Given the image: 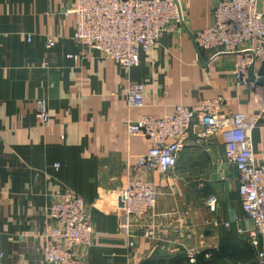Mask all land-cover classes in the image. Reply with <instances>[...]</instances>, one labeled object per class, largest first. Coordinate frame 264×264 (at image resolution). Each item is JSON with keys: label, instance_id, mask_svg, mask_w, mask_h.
Returning a JSON list of instances; mask_svg holds the SVG:
<instances>
[{"label": "crops", "instance_id": "crops-1", "mask_svg": "<svg viewBox=\"0 0 264 264\" xmlns=\"http://www.w3.org/2000/svg\"><path fill=\"white\" fill-rule=\"evenodd\" d=\"M72 1L0 0V264H48L45 233L57 225L51 210L64 194L83 197L95 227L87 264H195L233 245L256 256L240 173L226 162L221 138L201 141L195 123L177 167L162 175L138 166L151 140L129 133V122L144 115L223 96L222 115L242 112L256 122L253 149L264 163V93L237 84L234 55L199 52L190 33L213 24L218 0H180L186 26L142 51L129 73L73 39L76 15L64 12ZM256 71L264 84V63ZM131 82L144 86L141 108L129 106ZM41 98L49 100L47 127L37 121ZM133 179L156 186V204L143 216L124 210L122 193ZM189 251L198 253L195 263ZM255 256L214 264H255Z\"/></svg>", "mask_w": 264, "mask_h": 264}, {"label": "built area", "instance_id": "built-area-1", "mask_svg": "<svg viewBox=\"0 0 264 264\" xmlns=\"http://www.w3.org/2000/svg\"><path fill=\"white\" fill-rule=\"evenodd\" d=\"M264 0H218L214 22L207 28L190 32L199 52L213 50L235 56L234 76L238 85L264 93L263 78L256 71L264 63ZM65 14L76 15L73 39L92 51L116 59L129 73L140 62V54L152 48L175 25L186 26L180 0H73ZM56 40L49 38L48 48ZM144 86L131 82L128 103L144 106ZM225 98L218 96L188 107L178 105L166 115H144L129 122V133L149 137L148 153L137 159L139 167L168 175L178 165L186 146L185 137L195 123L203 127L202 141L219 137L225 144V160L240 173L239 194L246 216L252 221L250 244L256 248L255 264H264V163L259 164L253 149L255 121L242 112L222 115ZM37 121L51 124L48 98L38 100ZM156 186L147 179L130 180L122 196L128 216H143L156 204ZM215 198L210 200L213 207ZM51 215L57 225L46 232L52 239L47 249L48 264H87L86 251L93 245L95 227L85 200L78 194H64L54 202ZM228 225V223H227ZM198 253L187 256L196 262ZM209 253L207 257H211Z\"/></svg>", "mask_w": 264, "mask_h": 264}, {"label": "trees", "instance_id": "trees-1", "mask_svg": "<svg viewBox=\"0 0 264 264\" xmlns=\"http://www.w3.org/2000/svg\"><path fill=\"white\" fill-rule=\"evenodd\" d=\"M210 252L212 253L211 258H207L205 256V253H203L202 256H198L197 262L195 264H214L217 260H223L226 258H230L233 260H246L252 259L255 256L254 249H248L246 251H243L238 245L227 246L221 248L218 251L212 250ZM183 259L184 261H180L178 264H189L187 263L188 261L186 258Z\"/></svg>", "mask_w": 264, "mask_h": 264}]
</instances>
